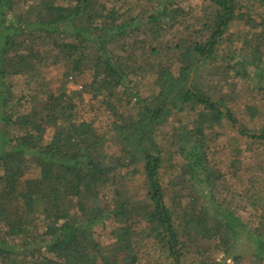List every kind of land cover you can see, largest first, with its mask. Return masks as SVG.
<instances>
[{"label": "trees", "instance_id": "16d2710c", "mask_svg": "<svg viewBox=\"0 0 264 264\" xmlns=\"http://www.w3.org/2000/svg\"><path fill=\"white\" fill-rule=\"evenodd\" d=\"M139 1L35 0L16 13V0H0V263L139 264L140 248L155 238L173 264H228L231 259L240 264L237 248L246 238L255 246L257 264H264V126L244 123L231 99L217 97L201 73L213 65L223 91L256 82L264 98V0H204L198 30L203 38L183 36L170 47L175 63L143 59V64L129 61L128 47L120 44L127 35L146 26L158 34L193 7L185 10L186 0H146L153 11L145 17L146 5ZM260 4L263 9L255 14L251 7L260 9ZM135 5L144 11L131 17ZM233 27L243 31L232 32ZM47 45L55 63L70 67L66 75L92 72L80 94L91 95L119 117L108 136L80 115L78 103L65 92L49 93L28 109L25 97L14 93L12 78L36 76L48 57L42 50ZM146 69L154 72L159 90L138 98L143 105L137 116L117 114L113 98L138 96L131 93V76ZM127 104L132 107L133 98ZM247 108L252 119L258 117L257 105ZM191 113L195 126L184 129L183 117ZM216 126L223 135L228 127L238 133L230 170L248 181L236 193L243 208L263 217L251 227L231 207L235 195L223 202L212 196L213 185L224 178L215 173L210 157L212 141L222 135L213 132ZM161 127L175 130L173 143L185 162L176 165L167 188L159 176L165 150L157 139ZM241 147L262 151L257 164L248 162ZM124 168H134L128 175H144L146 200L136 183H119ZM111 187L115 203L105 204L102 194L109 198ZM195 187L207 201L201 204L193 195L185 204L184 196ZM110 222L115 225L109 227ZM213 242L224 253L222 262L208 254Z\"/></svg>", "mask_w": 264, "mask_h": 264}, {"label": "rangeland", "instance_id": "374dc122", "mask_svg": "<svg viewBox=\"0 0 264 264\" xmlns=\"http://www.w3.org/2000/svg\"><path fill=\"white\" fill-rule=\"evenodd\" d=\"M146 0L139 1L140 4L146 5L147 13L145 17H147L153 10L150 8L151 5H147L145 3ZM254 1V0H252ZM35 0H16L15 11L24 12ZM193 7V12H189L185 15H180L177 18L176 22L169 23L168 25H163L160 32L158 34L153 33L149 30L150 26L142 27L139 30L132 31L125 40L120 43L122 45H126L130 52L129 61L133 63L135 60L136 63H142L143 59L147 62L151 60L155 63L163 62L166 63L168 60L172 59V62L175 63L177 54L173 53L170 47H175L177 43L183 38V36H190L192 40L201 39V34L199 35L198 30L202 28V24L204 23V0H186L183 4L185 10ZM260 9L252 8L251 10L256 14ZM131 7V6H127ZM132 11H129V15L131 17L142 14L144 11L143 7H138L137 5L132 6ZM235 26V25H234ZM239 27H233L232 32H240L242 30H238ZM199 35V36H198ZM51 46L47 45L42 50L43 52L48 51V57L43 62V65L38 68V73L36 76H27V75H19L13 77V91L16 93L17 97L24 96L28 101L26 104V100H22V103L26 105V109L31 107L42 100L46 99L49 93H55L57 95L62 92L67 93L70 97H74V100L78 103L79 113L84 118L89 120L94 124V127L100 133H111L110 131L114 128L115 123L119 120V117L115 115L114 110L110 107L104 106L100 101H97L92 98L89 94L80 93L83 91V86L90 82L92 79V72L90 70L85 73H74L71 76L66 75L67 71L70 72V67L64 63H55L54 53H51ZM153 49H156L158 54L153 53ZM221 58H223V45L220 51ZM213 65H206L201 69V73L203 75L204 83L207 87H211L213 89V93L216 96H226L231 99L230 106L234 109V112L237 116L246 124L250 125V127H254L256 129L264 126V98L260 96L259 89L255 86L256 82L252 84H235L230 86H225V90L223 91V83L220 85L217 84L218 78L215 70L212 69ZM132 70L130 71V73ZM154 72L146 69L143 73L135 77V75L130 74L132 78L135 79L133 86L130 87L131 93L134 90L138 96L132 97L133 94L129 93H120L121 96L119 98H113L114 105L117 107V114L122 113L125 117L129 116H137L138 107L142 106L143 103L138 100L140 97H147L154 94L159 89L154 86ZM31 74V72H30ZM213 86V87H212ZM33 94L34 100L31 99L29 94ZM78 93V94H74ZM133 98L134 105L131 107L127 104L130 99ZM248 105H257L260 113L258 117L252 119L247 106ZM135 109H132V108ZM192 113L183 117L186 119L183 121L182 126L185 129L188 127L189 129H193L195 124L192 119ZM190 119V120H188ZM213 132L221 131L222 135H220L217 139H214L211 143L215 148V152L210 156L214 161V171L216 174H221L224 178L218 179L213 185V197L219 201L223 202V198H227L229 200L235 195V198L232 202H234V206H231L236 215L240 216L243 222H246L250 227L253 226V223H257L263 217L259 213L250 208H243L241 205L240 198L236 191H241L246 184L248 176H244L240 179L238 175L232 174L230 167L233 159V152L231 149V144L236 142L235 138L238 136V133L234 131L231 127H228L227 133L223 135V130L219 129L217 126L212 128ZM53 129L50 128L46 133V137H51L53 135ZM174 129L168 127L167 129L160 128L158 132V142L163 147L164 150V162L163 167L160 169V179L162 185L166 188L169 186L171 182V178H173V174L178 172V169H174L178 164H184V160L182 156L177 153V146L173 143ZM209 132V130H208ZM218 133V132H217ZM114 134L112 135V137ZM240 137V136H239ZM243 140V139H242ZM111 143V142H110ZM108 143V144H110ZM243 150V154L248 157V162L251 165L257 164L262 156L261 150H254L250 152H246L244 147H241ZM245 170V169H244ZM134 171V168H124L122 170V175L120 178V182L122 181H132L136 183L143 191L144 195L142 201L146 200L147 195H145V190L143 188L144 175L142 173H137L135 175H128ZM246 171V170H245ZM38 170L35 169L33 174H38ZM260 175L261 173L254 170V176ZM232 184L233 187H230ZM114 187H111L109 190V198H104V194H102V200L105 204L107 203H115V200L112 199V195L114 193ZM173 194V191H169ZM197 195L200 198L201 204L207 201L206 198L202 197L200 191L197 187H195L190 193H187L183 202L185 204L191 203L192 196ZM170 196V194H169ZM140 197V200H141ZM101 200V201H102ZM229 200H226L229 201ZM229 205L228 203H226ZM236 207V208H235ZM137 219V217H135ZM115 225L114 222L109 223V227H113ZM108 233L103 235V243L110 244L109 238H107ZM211 252L208 254L211 255L212 259H216L217 262H222V258L224 253L220 251L215 242H213L211 246ZM141 251L139 253L141 260L139 264H173V260L169 257L166 249H164L163 245H159L157 243V239L153 238L145 241L144 245L140 248ZM237 251L239 252V256L242 258L240 264H257L255 261V246L252 242L247 241L246 238H240V244L238 245ZM10 264H17L19 260L10 261ZM2 264V263H0ZM223 264V263H222ZM228 264H235L231 259L228 261Z\"/></svg>", "mask_w": 264, "mask_h": 264}]
</instances>
